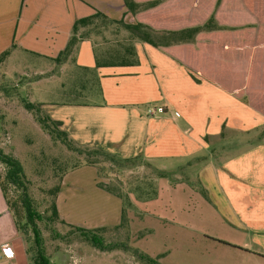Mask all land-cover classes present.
Listing matches in <instances>:
<instances>
[{
    "label": "crops",
    "instance_id": "crops-1",
    "mask_svg": "<svg viewBox=\"0 0 264 264\" xmlns=\"http://www.w3.org/2000/svg\"><path fill=\"white\" fill-rule=\"evenodd\" d=\"M226 5L211 31L229 39L214 52L216 76L250 77L255 91L256 83L264 86V0ZM96 12L108 20L97 17L80 28L84 37L56 62L75 20ZM136 22L123 0H0V53L9 48L0 69L17 77L11 89L26 92L75 144L120 159L137 158L152 168L162 161L165 172L173 168L167 162L209 148L218 158L225 142H241L201 183L212 191V205L245 236L235 249L250 263L264 264V115L240 96L244 87L228 91L135 37L124 24ZM257 91L260 98L263 90ZM100 178L90 165L63 176L56 197L61 220L87 229L120 224L122 198L100 187ZM5 242L14 257L0 252V264H31L1 191L0 245Z\"/></svg>",
    "mask_w": 264,
    "mask_h": 264
},
{
    "label": "rangeland",
    "instance_id": "rangeland-1",
    "mask_svg": "<svg viewBox=\"0 0 264 264\" xmlns=\"http://www.w3.org/2000/svg\"><path fill=\"white\" fill-rule=\"evenodd\" d=\"M192 34L164 32L152 38L179 44L191 42ZM17 81L0 69V146L23 165L28 193L43 217L38 225L50 264H252L246 254L235 249L234 243L242 244L245 239L242 231L212 205V191L201 183L202 177L211 178L216 160L237 152L241 142H225L218 158L217 150L212 154L209 148L180 162H167V168H173L165 172L159 170L162 161L152 168L140 159L113 161L98 155L100 179L120 195L126 212L122 225L97 233L105 246L101 249L71 225L51 216L53 188L82 162L25 110L26 92L18 94L11 89ZM9 194L15 197L19 191L11 188ZM24 236L28 239L26 243L22 236L26 250L33 241L29 230ZM110 245L114 246L111 250Z\"/></svg>",
    "mask_w": 264,
    "mask_h": 264
},
{
    "label": "trees",
    "instance_id": "trees-1",
    "mask_svg": "<svg viewBox=\"0 0 264 264\" xmlns=\"http://www.w3.org/2000/svg\"><path fill=\"white\" fill-rule=\"evenodd\" d=\"M234 1L235 0H123L124 6L131 11L137 19L136 24H124V26L127 29H131L135 37L155 44L162 51L186 65L191 71L201 73L207 79L220 84L224 89L234 91L244 87L240 96L244 95L247 102L256 111L264 115V86H260L256 83L254 85L256 90L253 91V82L250 81V77L235 79V77L232 76L231 78H224L225 80H223V78L216 76V57L214 52L218 46L227 43L229 39H227V35L221 36L212 33V26H215V28L218 27L219 14L224 12V8L227 6L226 3L232 4ZM236 1H244L247 4L249 2V0ZM97 17L108 20L107 16L100 12L75 20L72 26L71 36L66 46L54 59L56 62L60 63L65 61L69 55L72 54L78 41L84 37L83 33H78L80 28L91 24ZM152 31L174 33L192 31V41L162 45L153 40L151 35ZM8 54L9 48L1 52L0 62H3ZM243 80L245 84H243ZM257 89L263 90V94L260 98V91H257ZM23 107L33 115L36 122L52 138L60 140V142L66 146L67 150L75 152L81 160L82 166H94L97 173L99 171L96 166L98 163V155L108 157L113 161L129 162L137 160V158L120 159L99 148L94 149L78 146L65 131L60 129L59 121L52 120L42 112L39 104L24 99ZM0 164L4 167V172L0 173V189L8 209L15 218L17 230L20 235L23 236L26 243H28V239L24 235L28 230L31 232L33 242L29 245L27 244L28 246L25 250L31 264H50V258L45 253L41 231L38 225V221L42 220L43 217L36 210L33 199L28 193L23 165L14 155L6 153L1 146ZM98 185L112 192L108 189L106 184L99 182ZM60 186L61 182L53 188L55 197L51 204V216L56 220H60L62 223H66L60 219L56 207V197ZM11 188L19 191V194L15 197L10 195L9 191ZM112 193L117 194L115 192ZM125 213V208H123L121 221L118 226L122 225L125 219ZM71 227L90 240L94 246L105 249L100 237L97 235L99 231L105 230V227L94 229H87L75 225H71ZM113 248L114 246L110 245L108 249L111 250ZM140 257L150 262L157 263L156 260L146 255L140 254Z\"/></svg>",
    "mask_w": 264,
    "mask_h": 264
},
{
    "label": "built area",
    "instance_id": "built-area-1",
    "mask_svg": "<svg viewBox=\"0 0 264 264\" xmlns=\"http://www.w3.org/2000/svg\"><path fill=\"white\" fill-rule=\"evenodd\" d=\"M152 111L153 110H150V112H152ZM156 111L161 113L163 111V109L161 107H159L156 109ZM0 252H1L2 256L7 258V259H12L14 257V250L8 242H5V243L0 245Z\"/></svg>",
    "mask_w": 264,
    "mask_h": 264
}]
</instances>
